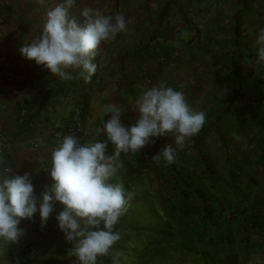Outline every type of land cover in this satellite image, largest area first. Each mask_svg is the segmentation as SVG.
Returning a JSON list of instances; mask_svg holds the SVG:
<instances>
[{
	"label": "crops",
	"instance_id": "crops-1",
	"mask_svg": "<svg viewBox=\"0 0 264 264\" xmlns=\"http://www.w3.org/2000/svg\"><path fill=\"white\" fill-rule=\"evenodd\" d=\"M250 1L248 11L236 20L243 11L238 0H76L72 11L78 19H82L79 11L87 7L113 18L123 13L127 21L126 31L102 42L93 61L96 72L86 82L79 69H69L73 79L64 81L19 53L24 43L40 35L46 10L62 0H45L44 5L36 0H0V134L10 144L0 158V169L28 173L39 208L54 183L49 174L50 154L56 146L52 133L64 131L72 115L81 116L82 142H106L100 131L110 118L105 105L121 106L125 111L121 122L131 126L139 118L135 100L164 81L182 91L194 110L205 112L207 124L213 123L232 87L233 62L243 82V97L264 121V65L254 63L256 39L264 28V0ZM230 139L244 149L245 141ZM153 140L140 152L122 153V167L111 182L132 187L145 174L157 175L163 159L153 157L165 144L176 149V156L184 149L192 153L187 140L179 148L171 134ZM31 142L38 148L33 149ZM114 151L108 142L106 155ZM54 205L43 225L39 211L21 221L23 235L18 242L0 240V264H75L68 255L71 245L55 219L62 209ZM102 259L103 264L110 260Z\"/></svg>",
	"mask_w": 264,
	"mask_h": 264
},
{
	"label": "clouds",
	"instance_id": "clouds-1",
	"mask_svg": "<svg viewBox=\"0 0 264 264\" xmlns=\"http://www.w3.org/2000/svg\"><path fill=\"white\" fill-rule=\"evenodd\" d=\"M44 5L45 0H36ZM76 0H62L48 8L40 35L19 48L20 55L43 66L61 80L73 79L69 69H79V76L90 82L97 65L93 62L102 42L114 39L127 30L123 13L113 18L99 10L83 8L73 14ZM256 65H264V28L256 39ZM110 118L100 131L106 142H82L75 135H64L56 141L50 154V178L54 182L50 191L42 196L37 208L34 186L30 175H16L11 168L0 169V240L16 243L23 235L19 227L22 220L31 219L39 211L43 225L53 212L54 204L61 211L55 217L59 230L71 245L68 255L75 264H103L109 258L120 264L123 253L114 248L122 239L115 226L127 213L135 193L126 191L123 182H111L122 167V153L140 152L153 138L171 134L175 145L183 148L186 140L201 131L206 114L194 110L182 91L162 81L143 91L135 100L138 120L125 127L121 106L108 104L104 108ZM110 142L114 153L106 155ZM171 165L176 160V149L165 144L153 157ZM3 163V161H0Z\"/></svg>",
	"mask_w": 264,
	"mask_h": 264
},
{
	"label": "trees",
	"instance_id": "trees-1",
	"mask_svg": "<svg viewBox=\"0 0 264 264\" xmlns=\"http://www.w3.org/2000/svg\"><path fill=\"white\" fill-rule=\"evenodd\" d=\"M238 1L243 11L236 20L251 4ZM233 63L224 108L187 140L191 156L184 149L171 165L163 160L157 175L145 174L132 187L124 183L135 196L115 226L122 232L114 246L123 253L120 264H242L263 247L253 250L250 235L260 234L264 218L254 197L264 169V121L243 97ZM231 136L246 142L245 154Z\"/></svg>",
	"mask_w": 264,
	"mask_h": 264
},
{
	"label": "rangeland",
	"instance_id": "rangeland-1",
	"mask_svg": "<svg viewBox=\"0 0 264 264\" xmlns=\"http://www.w3.org/2000/svg\"><path fill=\"white\" fill-rule=\"evenodd\" d=\"M209 149L214 151V147L210 146ZM247 149V144L244 146V149L241 151L245 154V151ZM215 153H213L214 155ZM252 156H254V153H251ZM215 156L218 157L217 154ZM255 199L259 202V205L262 207V210L264 211V169L260 170L257 175L256 180V190H255ZM262 229L260 230V234H252L250 235V243L253 246V250L255 246H257V249L261 247L257 252H250L252 253L251 257L248 258V262L246 263L247 259L245 261H241L242 264H264V218L263 221H261ZM251 250V247H250ZM241 259L243 257L240 255ZM246 257V256H245Z\"/></svg>",
	"mask_w": 264,
	"mask_h": 264
},
{
	"label": "built area",
	"instance_id": "built-area-1",
	"mask_svg": "<svg viewBox=\"0 0 264 264\" xmlns=\"http://www.w3.org/2000/svg\"><path fill=\"white\" fill-rule=\"evenodd\" d=\"M22 117L25 115V111H21L20 114ZM82 132V119L80 115L74 114L70 117L69 122L64 131H55L52 133V138L57 141L58 139L62 138L64 135H75L77 138H80ZM10 147V144L6 137L0 134V158L4 152H6ZM31 147L33 149H37L38 145L35 142H31ZM55 205L53 206V210Z\"/></svg>",
	"mask_w": 264,
	"mask_h": 264
}]
</instances>
